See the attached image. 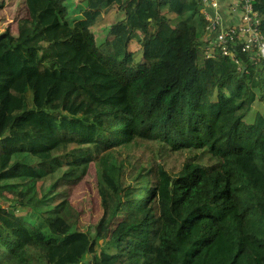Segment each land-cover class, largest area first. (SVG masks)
<instances>
[{"label": "trees", "instance_id": "16d2710c", "mask_svg": "<svg viewBox=\"0 0 264 264\" xmlns=\"http://www.w3.org/2000/svg\"><path fill=\"white\" fill-rule=\"evenodd\" d=\"M127 1H0V264H264V59L207 53L201 0Z\"/></svg>", "mask_w": 264, "mask_h": 264}, {"label": "built area", "instance_id": "2783aa9c", "mask_svg": "<svg viewBox=\"0 0 264 264\" xmlns=\"http://www.w3.org/2000/svg\"><path fill=\"white\" fill-rule=\"evenodd\" d=\"M202 13L206 20V30L210 37L207 53L221 51L239 63L238 48L253 53L252 60L264 59V36L259 29L260 19L254 9V0H227L225 16L220 11V0H201Z\"/></svg>", "mask_w": 264, "mask_h": 264}, {"label": "rangeland", "instance_id": "374dc122", "mask_svg": "<svg viewBox=\"0 0 264 264\" xmlns=\"http://www.w3.org/2000/svg\"><path fill=\"white\" fill-rule=\"evenodd\" d=\"M2 1V0H0ZM136 0H128L127 1V6H134ZM69 9H70V18L74 19L77 18L81 13L80 7H78V4H74L72 3V0H69ZM79 12L78 14H76L75 12ZM4 12L7 15V18L10 17L8 19V22H10L11 27L13 29H15L16 26V21L15 19H13L12 17L14 15H16V12L12 10V6H8V7H4ZM123 14L116 13V10H111L106 17L104 18L103 22H106V24L104 25V27L109 26L112 22L115 21H119L122 19ZM108 22V23H107ZM97 25L95 27H93V31L97 32ZM108 31V30H106ZM107 34L106 33H101L98 36L99 41L101 39L106 38ZM61 101H62V93H60L55 100L53 101L52 105H51V111H57L60 108L61 105ZM255 110V109H254ZM254 111H252L250 118L253 117L254 115ZM176 162H180L182 160L181 155L176 154L172 157ZM32 185H28L25 186L22 190V196H20L19 199V204L23 203L24 201H26L31 195H32V189H31ZM71 202L72 204H74L75 206H77L79 208V210L81 211V226L82 227H86L88 225L94 224L98 218L101 215V201H100V197L96 191L95 188V174L93 172H90L87 177L84 179V181L80 182L77 186H75V188L72 191L71 194ZM19 217L22 218L24 217L23 212L21 211V213L19 214ZM122 228V225L120 224L118 226V230H120Z\"/></svg>", "mask_w": 264, "mask_h": 264}, {"label": "crops", "instance_id": "0c3cea01", "mask_svg": "<svg viewBox=\"0 0 264 264\" xmlns=\"http://www.w3.org/2000/svg\"><path fill=\"white\" fill-rule=\"evenodd\" d=\"M222 5L220 6V11L222 12V15L225 16V13L227 12V4L225 1L227 0H220Z\"/></svg>", "mask_w": 264, "mask_h": 264}]
</instances>
